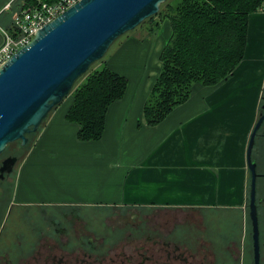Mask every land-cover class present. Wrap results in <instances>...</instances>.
Returning <instances> with one entry per match:
<instances>
[{
	"label": "crops",
	"instance_id": "1",
	"mask_svg": "<svg viewBox=\"0 0 264 264\" xmlns=\"http://www.w3.org/2000/svg\"><path fill=\"white\" fill-rule=\"evenodd\" d=\"M170 33L165 20L155 38L128 40L107 64L128 85L109 107L100 140L77 139L67 106L48 118L20 171L17 202L217 210L246 224V150L264 85V10L249 15L244 56L232 73L218 85L195 84L188 100L148 126L142 108Z\"/></svg>",
	"mask_w": 264,
	"mask_h": 264
},
{
	"label": "trees",
	"instance_id": "2",
	"mask_svg": "<svg viewBox=\"0 0 264 264\" xmlns=\"http://www.w3.org/2000/svg\"><path fill=\"white\" fill-rule=\"evenodd\" d=\"M8 1L0 0V9ZM43 1L51 3L56 0ZM29 3H36V0H12L8 11L0 13V28L5 29L8 34H13L12 14L20 7L27 8ZM261 10H264V0H165L154 15L160 16L161 21L169 22L171 33L159 56L158 75L143 104L145 123L154 126L163 121L175 107L190 97L193 85L214 86L223 82L244 56L249 15ZM142 23L144 20L138 26ZM158 30L159 23H156L154 28H149L148 33L156 36ZM3 36L0 29V45ZM93 63L74 82L65 96H71L65 119L78 125L77 139L83 142L101 139L108 109L123 98L128 85L127 77L111 69L107 63H100L97 68L92 69ZM260 101L262 104L263 100ZM262 112L260 106L258 117ZM43 121L35 132L26 135L28 142L20 145L19 150L10 149V145L20 140L8 143L0 153V160L6 156H16L17 162L22 161L33 143L31 138L36 134L40 135ZM37 136L34 137L36 140L39 137ZM252 155L257 163L260 264H264V121L257 132ZM3 183V187L8 191L6 182ZM245 207L247 246L244 247V264H253L247 204ZM227 229L228 236L236 233L231 232L230 229H234L231 223ZM214 231L216 235L212 239L218 242L217 249L223 252L227 232L221 235L217 233V227ZM221 255L225 256L224 253ZM222 264L231 263L225 258Z\"/></svg>",
	"mask_w": 264,
	"mask_h": 264
},
{
	"label": "flooded vegetation",
	"instance_id": "3",
	"mask_svg": "<svg viewBox=\"0 0 264 264\" xmlns=\"http://www.w3.org/2000/svg\"><path fill=\"white\" fill-rule=\"evenodd\" d=\"M260 100L264 111V85ZM12 173L0 179L8 187ZM104 206L12 199L0 222V264H222L225 258L244 263L241 218L228 223L209 210ZM230 223L233 236L227 232ZM216 227L221 235L227 232L223 252L212 239ZM250 248L253 260L252 238Z\"/></svg>",
	"mask_w": 264,
	"mask_h": 264
},
{
	"label": "water",
	"instance_id": "4",
	"mask_svg": "<svg viewBox=\"0 0 264 264\" xmlns=\"http://www.w3.org/2000/svg\"><path fill=\"white\" fill-rule=\"evenodd\" d=\"M165 0H79L39 28L29 42L0 64V153L8 143L28 142L50 110L68 95L74 82L102 58L120 35L156 14ZM264 107V106H263ZM264 111L247 143V195L253 264H260L257 211V163L253 148ZM16 156L4 158L0 179L11 173Z\"/></svg>",
	"mask_w": 264,
	"mask_h": 264
},
{
	"label": "rangeland",
	"instance_id": "5",
	"mask_svg": "<svg viewBox=\"0 0 264 264\" xmlns=\"http://www.w3.org/2000/svg\"><path fill=\"white\" fill-rule=\"evenodd\" d=\"M4 11H8V10H4ZM8 16V15H7ZM9 17V16H8ZM165 20H162L161 21V17L160 16H157V15H154V16H151L150 18H146L144 20V23H142L140 26H137L135 27L133 30L131 31H127L125 34L119 36L112 44L111 46L107 49V51L105 52V54L103 55V57L93 63V65L91 66V68H97L99 66L100 63H109L110 61H112V58L113 56L119 52V49L121 47H123V45L128 41V40H133V39H137V41L139 42H143L144 39H148V38H155L156 36H153L151 34L148 33V30L149 28H154L155 27V24L156 23H159V29L160 27L162 26L163 22ZM157 35V34H156ZM1 40V38H0ZM145 41H148V40H145ZM158 75V74H157ZM144 82V80H142L140 82V84L138 85V87L142 85V83ZM154 82V81H153ZM150 84V83H149ZM194 86V85H193ZM137 87V88H138ZM193 88V87H192ZM192 91V90H191ZM147 92H145L146 94ZM149 93V92H148ZM147 93V95H148ZM146 95V97H147ZM145 97V99H146ZM189 99V98H188ZM187 99V100H188ZM71 104V96H67L65 97L60 103H58L57 105H55V107H53L50 112L47 114V116L44 118L45 120L43 121V125L41 126L42 128L40 129L41 132L45 126V124L47 123V120L48 118L55 112L59 111L60 109L62 108H66L69 107ZM68 109V108H67ZM40 132V134H41ZM38 134H36L34 137H36ZM40 137V135H38ZM37 136V137H38ZM31 138L32 139V145L30 146V149L29 151L25 154L24 156V159L22 161H18L15 166H14V170H13V173L11 174V183L9 185V190L7 191L5 187H3L4 183L0 180V222L2 221V219L4 218V215H5V212H6V209H7V204L9 203V201H11L12 199H15L16 197V193H17V186H18V180H19V174H20V171L24 165V163L26 162V159L28 158V156L30 155L34 145L36 144L35 141H37L39 139V137L37 138ZM34 140V141H33ZM20 142H14L12 143L10 146V149H20ZM25 153V152H24ZM4 159V158H3ZM65 171V170H64ZM66 172V171H65ZM69 172V171H68ZM70 173V172H69ZM6 186V185H5ZM5 188V190H4ZM248 188H249V183H248ZM5 202V204L3 203ZM107 206H104L103 208H106ZM111 208V206H110ZM150 207L148 208H143L144 210L145 209H149ZM152 210H154L153 208H150ZM130 210V209H129ZM104 211V210H102ZM161 211V210H159ZM157 211V212H159ZM172 211V210H171ZM207 213V212H206ZM209 213H211V215L213 217H216L217 216V219L218 220H225L227 221L228 223L231 221V218L226 216L224 213H217V210L216 211H210ZM102 216V213H98ZM94 215H97V214H94ZM244 264V263H243Z\"/></svg>",
	"mask_w": 264,
	"mask_h": 264
},
{
	"label": "built area",
	"instance_id": "6",
	"mask_svg": "<svg viewBox=\"0 0 264 264\" xmlns=\"http://www.w3.org/2000/svg\"><path fill=\"white\" fill-rule=\"evenodd\" d=\"M11 1L9 0L0 9V13L9 9ZM77 1L79 0H56L50 3L36 0V3H29L27 8L20 7L18 11H15L11 16L13 34H8L5 29L0 28L4 35L0 45V64L29 42L39 28Z\"/></svg>",
	"mask_w": 264,
	"mask_h": 264
}]
</instances>
